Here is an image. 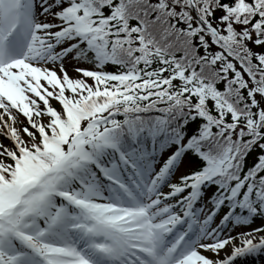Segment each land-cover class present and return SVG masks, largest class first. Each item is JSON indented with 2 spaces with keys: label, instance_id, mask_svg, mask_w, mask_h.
<instances>
[{
  "label": "snow or ice",
  "instance_id": "6c2138e0",
  "mask_svg": "<svg viewBox=\"0 0 264 264\" xmlns=\"http://www.w3.org/2000/svg\"><path fill=\"white\" fill-rule=\"evenodd\" d=\"M0 138V264L264 253V0H0Z\"/></svg>",
  "mask_w": 264,
  "mask_h": 264
},
{
  "label": "rangeland",
  "instance_id": "374dc122",
  "mask_svg": "<svg viewBox=\"0 0 264 264\" xmlns=\"http://www.w3.org/2000/svg\"><path fill=\"white\" fill-rule=\"evenodd\" d=\"M72 65H73V63H71V62H69L68 65H67V68H68V71H69V74H70V75L74 74V73L72 72ZM82 66H84V67H88V65H82ZM53 103H55V102H53ZM0 139H3V138H0ZM4 143H7V141H4Z\"/></svg>",
  "mask_w": 264,
  "mask_h": 264
}]
</instances>
